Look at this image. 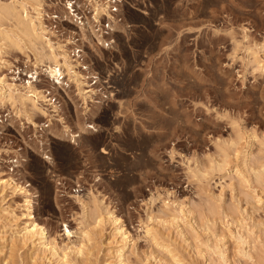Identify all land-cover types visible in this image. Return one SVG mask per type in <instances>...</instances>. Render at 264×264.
Listing matches in <instances>:
<instances>
[{
  "label": "rangeland",
  "instance_id": "obj_1",
  "mask_svg": "<svg viewBox=\"0 0 264 264\" xmlns=\"http://www.w3.org/2000/svg\"><path fill=\"white\" fill-rule=\"evenodd\" d=\"M67 1L41 0L43 18L53 44L78 57L91 98L82 100L66 76L60 94L49 95L59 105L53 123L31 113L39 127L10 103L0 105V178L13 176L34 192L33 215L59 246V256L21 248L16 264H61L63 254L69 264H116L113 229L108 221L96 227L94 196L129 230V264H177L147 227L170 238L184 264H224L212 250L217 245L226 264H264V181L248 173L264 163V70L253 63L254 56L264 62V0H110L122 26L113 29L107 15L94 21L105 42L100 47L79 28L93 15L87 1L71 0L79 12L74 20ZM18 43L0 53L7 60L0 61V75L24 84L33 74L48 92L52 79L41 67L35 73L33 49ZM78 119L96 128L72 141L64 126L75 130ZM225 153L224 170L211 169ZM22 204L23 195L10 188L0 197V209L19 216ZM83 228L89 234L80 256L65 248L82 242ZM240 235L251 241L244 246L254 259L238 253ZM4 244L0 264L10 250Z\"/></svg>",
  "mask_w": 264,
  "mask_h": 264
},
{
  "label": "bare ground",
  "instance_id": "obj_2",
  "mask_svg": "<svg viewBox=\"0 0 264 264\" xmlns=\"http://www.w3.org/2000/svg\"><path fill=\"white\" fill-rule=\"evenodd\" d=\"M87 1V8H90L93 11L92 17H85L81 24H79V28L81 31V35L84 37L86 33H89L91 36L96 38V44L101 45L102 39L94 32L93 22L99 21L104 16H108L109 19H112L114 22L112 24V28H119L122 24L119 23L120 20H116V16L113 15L111 10L109 9V2L108 0H86ZM72 3L71 0L67 1V4ZM73 6L66 7L69 8L66 11L67 15L70 19L74 20V16H78L79 12L76 11L78 8L73 9ZM78 6V5H77ZM43 5L41 0H11V1H0V53L4 51V46L8 47V45L15 46L18 42H23L30 44L28 45L33 49L35 61L34 64V71L38 73V68L40 70H44L48 76L52 79V86L50 90L39 89L34 82V75L31 74L29 78L33 80H28L24 84L12 83L13 81L9 82L6 78V75H0V105H5L10 103L12 106L16 107L17 113L25 115L28 117V120L35 126L39 127L40 124L33 121L31 116L34 112H39L46 118L47 121L53 123V118L55 117V113H58V106L57 104H53L51 102L53 100L52 97H49L51 94L58 93L60 94V88H64V84H66L64 77L67 76L68 79H73L77 85L78 94L81 95L86 102L87 98L90 97V92L92 89H88L85 86L87 85L86 80H84V74L77 70L76 65L78 63V57L72 58V56L68 53V49L62 47L61 45H54L50 37H48V29L45 25L44 16H45V9L43 11ZM80 9V8H79ZM55 17V16H53ZM78 18V17H77ZM8 22L12 25V29L5 28L4 23ZM6 24V23H5ZM9 27V26H8ZM89 35V36H90ZM88 36V37H89ZM90 36V37H91ZM102 36V35H101ZM85 38V37H84ZM81 37L82 39H84ZM93 38V37H92ZM94 38V39H95ZM79 39L75 41H71L70 43H78ZM84 41V40H83ZM22 43V45H23ZM15 44V45H13ZM19 44V43H18ZM20 45V44H19ZM16 45V46H19ZM10 46V47H12ZM20 47V46H19ZM22 47V46H21ZM98 46H96L97 48ZM9 48V47H8ZM7 49V48H6ZM98 49V48H97ZM32 51V50H30ZM99 51V50H98ZM3 58L0 57L1 63L7 62V60H2ZM78 59V60H77ZM254 70H264V62L260 61L257 56H254ZM1 66V65H0ZM78 67V65H77ZM1 74V73H0ZM62 77V78H61ZM88 102V101H87ZM53 108V109H51ZM60 108V107H59ZM55 112V113H54ZM32 113V115H31ZM54 113V114H53ZM31 115V116H30ZM58 116V115H56ZM56 118V117H55ZM45 125V124H44ZM47 126V125H45ZM50 126V124H48ZM95 125L92 123H86L83 119H78L76 123V129L73 130L69 125L64 126V133L67 134L72 141H76L79 137L84 135L87 129H95ZM233 143V142H231ZM235 144V143H233ZM103 153H107L106 150L101 149ZM247 153L244 154V165H247ZM49 157V156H48ZM228 155L227 153L224 154V158L220 162H213L211 161V169L217 170H224L225 166L227 165ZM249 169V170H248ZM248 173H252L255 175V181L261 183L264 181V163L259 166V168H248ZM245 170V171H247ZM198 173L204 175L206 172ZM199 174V175H200ZM251 177V176H250ZM242 183H249V178L245 175H241ZM252 183V182H251ZM12 189L14 193H19L23 195V206L24 212L21 213L19 216L16 213H11L6 209H0V219L6 221L3 225V230L0 231V253L5 251V242L8 241L9 252L7 251V256L3 258L5 260V264H8V261H14L13 264H16L19 260V254L17 253L21 248L28 247L29 250L31 249H38V251H42L46 253L51 252L53 255L59 256V246L55 239H50L48 237V233L46 228L43 224L39 223L36 220L35 215H33V208H34V201H35V194L31 192L26 186L20 185L13 176H9L8 178H0V197H5V191L7 189ZM81 195L72 194V197H75L77 201L84 204L83 199L80 197ZM94 199V211L97 215L95 220L96 227L105 221H108L110 226L113 229V235L111 236L112 240L110 241L114 244L113 256L115 258L116 264H129L128 259L126 257V252L128 249V245H130L131 235L125 225L123 224L121 218L114 212V210L109 209L106 206H101L103 203V199H98L95 196ZM187 214L193 215V210L188 209ZM88 214L83 212L82 220L80 221L81 224L86 220ZM177 216L175 215L172 218V223L177 225L178 220H176ZM22 218L24 220L23 225L19 224L18 219ZM210 221V220H209ZM207 221V222H209ZM87 223V222H86ZM85 223V224H86ZM214 222H212L213 225ZM100 225V226H101ZM209 225V223H208ZM95 226V225H94ZM179 226V225H178ZM86 227V226H85ZM208 227V226H207ZM7 230L4 231V229ZM86 228L80 229V232L83 236L82 242H79L78 245L75 243H71L70 245H66L65 249L70 250L72 253H76L78 255L84 254V248L86 244L84 243L85 237L88 236L89 232L85 230ZM11 230V231H10ZM10 231V235L8 238H4L5 233ZM146 233L150 236L153 243L159 246L162 250L166 251L171 255L173 261L177 264H184L182 262V258H180V254L177 252L176 248L174 247V243L170 240V238L166 237L159 229L152 227L146 228ZM65 232L67 237L70 239L72 237V232L68 229V225H65ZM180 233L183 234V231L180 229ZM241 240L242 246L238 249V253L242 254V256L254 259L252 254L249 250L246 249L244 246L247 244L249 247L251 246V241L247 240V238L239 236ZM86 240H89V238ZM7 245V244H6ZM254 249V246H253ZM213 252H216L218 256L222 259L223 263H227V255L224 249L220 246H214ZM68 251L69 253H71ZM5 253V252H4ZM29 258L32 260H38L39 258L36 257V254H29ZM36 255V256H35ZM77 255V256H78ZM88 256V255H87ZM261 256V255H260ZM62 260L61 264H69V261L65 258L67 257L66 254L60 256ZM262 257V256H261ZM17 258V259H16ZM22 259V258H21ZM17 260V261H16ZM36 260V261H37ZM22 262V261H21ZM256 262V261H255ZM253 262V264H255ZM260 262V257H259ZM94 264V263H93ZM107 264H111L108 262ZM257 264H261L258 263Z\"/></svg>",
  "mask_w": 264,
  "mask_h": 264
},
{
  "label": "built area",
  "instance_id": "obj_3",
  "mask_svg": "<svg viewBox=\"0 0 264 264\" xmlns=\"http://www.w3.org/2000/svg\"><path fill=\"white\" fill-rule=\"evenodd\" d=\"M108 2L110 3L111 1L110 0H108ZM71 5H69V7H70V9H71V6L73 5L72 3H70ZM115 6L114 5H112V9H111V4H109V9L111 10V12H115V11H117V8H114ZM114 8V9H113ZM101 24V21L99 22V24H97V26H99ZM108 26H109V24H108ZM62 78V77H61ZM65 78V77H64ZM55 101V100H54Z\"/></svg>",
  "mask_w": 264,
  "mask_h": 264
}]
</instances>
